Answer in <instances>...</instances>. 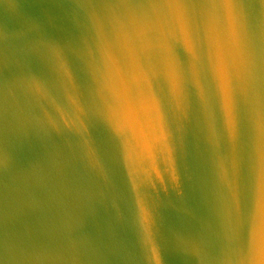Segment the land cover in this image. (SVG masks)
Instances as JSON below:
<instances>
[{
  "label": "water",
  "instance_id": "1",
  "mask_svg": "<svg viewBox=\"0 0 264 264\" xmlns=\"http://www.w3.org/2000/svg\"><path fill=\"white\" fill-rule=\"evenodd\" d=\"M0 264H264V0H0Z\"/></svg>",
  "mask_w": 264,
  "mask_h": 264
}]
</instances>
